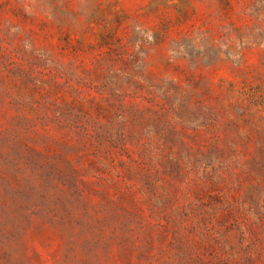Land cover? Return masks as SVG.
Segmentation results:
<instances>
[{
	"label": "rangeland",
	"instance_id": "374dc122",
	"mask_svg": "<svg viewBox=\"0 0 264 264\" xmlns=\"http://www.w3.org/2000/svg\"><path fill=\"white\" fill-rule=\"evenodd\" d=\"M0 264H264V0H0Z\"/></svg>",
	"mask_w": 264,
	"mask_h": 264
}]
</instances>
